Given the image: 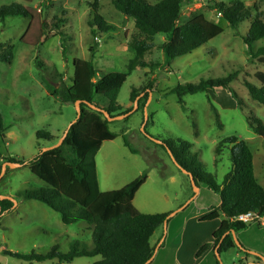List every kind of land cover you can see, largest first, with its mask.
Wrapping results in <instances>:
<instances>
[{
  "label": "rangeland",
  "instance_id": "rangeland-1",
  "mask_svg": "<svg viewBox=\"0 0 264 264\" xmlns=\"http://www.w3.org/2000/svg\"><path fill=\"white\" fill-rule=\"evenodd\" d=\"M145 1L155 4L160 0ZM215 1L228 5L236 0ZM239 1L251 10L252 18L260 13L264 22V0ZM11 3L36 10L45 27L42 36L35 40L24 37L29 19L14 17L0 21V54L10 48L12 55L10 61H0V116L6 127L1 134L4 141L0 143V166L10 162L9 158L20 164L57 143L75 119V105L61 103L48 95L42 78L53 87H70L72 61L89 60L90 46L96 47L92 58L96 79L111 72L126 73L128 61L133 58L129 43L136 35L132 20L117 12L111 0H0V7ZM93 5L97 7V14L106 24L114 27V31L103 33L90 25L94 15ZM197 14L219 25L222 33L169 63L158 50L164 37L156 35L154 48L143 57L144 61L156 66L135 68L117 96L122 110L131 109V113L123 119L108 122L107 128L115 134L114 139L99 143L87 153L95 161L99 192L118 190L145 173L146 180L132 201L140 213L174 212L194 194L190 181L178 170L170 154L153 140L191 144L189 152L197 155L201 163L200 171L210 174L219 185L231 169V146L222 144L219 155H215L214 149L221 140L234 136L250 149L255 177L264 188V140L249 129L245 118L249 112L264 123V106L251 100L244 87V82L258 87L254 75L264 73L263 58L250 60L242 42L250 20L231 29L216 11L207 8V0H185L177 26ZM56 21H61L59 30L69 35L64 58L61 56L58 30L53 28ZM261 45V42L256 43L254 49ZM36 62L43 67H38ZM232 74L235 78L230 86L247 111L238 110L234 100L223 89L185 95L184 109L177 103L176 96L170 93L179 84H197L200 80ZM148 84L151 92L147 95ZM131 90L138 93L136 98L140 102L136 103V109L129 99ZM146 95L147 98H144ZM92 103L98 108L108 105L101 96H96ZM211 106L218 115V124ZM144 112L146 121L143 125ZM85 114L90 116L93 112L85 109ZM38 130L49 132L53 140L36 139L35 132ZM123 137L134 152L124 146ZM53 164L57 167L60 162L54 159ZM46 170L49 167L41 164L5 167L0 176V195L13 198L15 205L9 212L0 213V250L43 254L58 244L60 252H67L72 240L91 246V234L87 232L91 229L90 225L84 222L65 225L56 212L43 204L16 198V193L20 191L45 187L42 176ZM200 187L194 199L170 219L166 229L158 228L154 233L151 240L153 246L156 245L154 255L159 251L152 264H264L250 255L245 257L240 253L239 258L237 250L221 253L219 260L211 253L194 260L195 247L209 238L208 232L215 225L199 222L198 217L219 202L217 195L203 185ZM81 225H86L84 231H79ZM158 234L159 240L155 241ZM163 238L164 243L159 248ZM243 238L247 246L258 244L264 252V228L251 225ZM236 240L241 245L238 237ZM99 260L100 257L96 256L79 257L70 263L57 260L23 262L0 254V264H92Z\"/></svg>",
  "mask_w": 264,
  "mask_h": 264
},
{
  "label": "trees",
  "instance_id": "trees-1",
  "mask_svg": "<svg viewBox=\"0 0 264 264\" xmlns=\"http://www.w3.org/2000/svg\"><path fill=\"white\" fill-rule=\"evenodd\" d=\"M185 0H160L155 4H149L145 0H111L113 8L124 17L131 19L136 35L131 37L129 49L133 58L128 61L126 73L111 72L95 78L96 70L92 63L95 48L89 47V60L73 59L72 61V84L70 87H53L42 78L48 95L55 97L61 103L74 104L79 101L80 117L67 128V133L61 144L48 151L40 150L31 159L21 161L20 164L33 167L41 164L49 167L42 176L45 187L23 190L16 193V198L25 201H36L50 210L56 212L65 225L84 222L91 226V246H85L84 242L73 240L69 243L66 253H61L57 245H53L46 253L20 254L1 249L0 254L23 262H45L57 260L58 262L70 263L79 257H96L100 260L92 264H145L154 252L155 246H151L150 240L154 232L168 223L169 213L144 214L138 212L132 204L136 192L144 184L145 173L123 186L118 190L99 192L96 179L95 161L88 151L101 142L113 140L115 134L107 128L108 121L100 112L92 110L87 103L93 104L96 96L105 98L108 105L104 109L110 117L123 115L131 109L122 110L117 103L118 93L126 81V78L135 68H152L153 65L144 61L146 53L154 48L153 39L156 35L164 37L163 43L158 50L164 55L169 63L177 57L186 55L208 43L222 33V28L212 21L197 14L185 23L177 26ZM93 19L90 23L97 31L108 33L114 31V27L106 24L102 17L97 14V7L93 5ZM207 8L220 14L221 18L231 29H236L242 22L250 20L247 33L242 37L250 60L263 58L264 65V22L260 19V13L252 18L251 10L244 6L242 1L236 0L226 5L215 0H207ZM22 17L30 20L24 33L25 38L38 40L44 33L45 24L41 21L36 10H29L17 3L0 7V21L6 18ZM53 28L59 37L61 56L66 54V41L69 35L59 30L58 24ZM262 45L254 49L255 44ZM10 48L8 52L0 54L1 62L11 60ZM37 66L42 68L40 63ZM235 75L223 78L200 80L197 84L184 83L173 87L170 93L177 98V103L184 109L183 97L208 90L223 89L234 100L240 111L246 110L242 100L231 88L230 83ZM254 79L258 87L244 82V87L249 98L264 106V73L257 72ZM147 95L151 92L147 85ZM137 92L131 90L130 101L134 102ZM147 95L144 98H147ZM140 101L138 100L137 103ZM85 109H90L93 115H86ZM218 124V115L211 106ZM247 111V110H246ZM102 118V119H101ZM249 129L264 140V123L252 113L245 116ZM6 130L0 116V143L4 141L2 133ZM38 140L51 142L52 135L44 130L35 132ZM123 144L130 152H134L123 137ZM230 145L231 169L227 172L218 185L210 174L200 171L201 163L195 153L189 152L192 146L187 142L162 141L158 146L178 166V170L199 188L203 185L219 198L217 210L210 208V212L199 219V222H211L220 217L218 228L212 233V243H203L195 251L193 258L198 260L210 248L218 255L230 250H237L249 256L250 253L239 243L237 247L233 241L231 232L234 234L246 230L250 224L233 222L239 214L255 212L264 217V188L254 176L253 155L244 141L231 136L221 140L215 147V155H219L220 146ZM60 162L54 166L53 160ZM10 162L17 163L9 158ZM1 171V166H0ZM193 195V193H192ZM12 203L8 200H0V213L9 212ZM157 244V243H156ZM163 242L160 244L162 245ZM256 260L258 257L253 256ZM261 261V260H260ZM219 264V263H217Z\"/></svg>",
  "mask_w": 264,
  "mask_h": 264
},
{
  "label": "water",
  "instance_id": "water-1",
  "mask_svg": "<svg viewBox=\"0 0 264 264\" xmlns=\"http://www.w3.org/2000/svg\"><path fill=\"white\" fill-rule=\"evenodd\" d=\"M137 100H138V98H136L134 100L135 109H136ZM79 104H80L79 101H77V102L74 103L76 116H75L74 121L70 125H72L73 123H75L79 119V117H80ZM87 105H88V107L90 109L95 110L97 112H100L103 115V117L108 122L114 121V120L123 119V118L127 117L131 113V111H130V112H128L126 114H123V115H118V116L110 117V115L104 109L98 108V107H96L95 105H93L91 103H87ZM145 121H146V115H145V112H144L143 125H144ZM70 125L68 126V128L70 127ZM142 131H143V129H142ZM66 133H67V130L65 131V133L63 134V136L59 139V141L57 143H55V144H53V145H51V146H49L47 148H44L42 151H48V150H51L53 148L58 147L61 144L62 140L64 139ZM153 141L154 142H157V144H161L162 143V142H158L157 140H153ZM6 166L7 167H20L21 164H19V163H10V162L3 163L2 166H1L0 176L4 172ZM183 173L186 174V172H184V171H183ZM189 179H190V183H191V185H192V187L194 189V194L178 210H176L174 212H170L167 218H172L176 213L182 211L190 203V201H192L194 199V197L197 195L199 188L194 185V183L192 181V177L190 175H189ZM0 200H8V201H10L12 203V206L15 205V200L13 198L7 196V195H0ZM166 225H167L166 223L163 224V226H162L163 230L166 229ZM231 235H232V238H233V241H234L235 245L237 247H239V244H238V241L236 240L235 234L233 232H231ZM216 249H217V247H215V249H214V255H215L216 259L219 260V255H218ZM249 253L252 254L253 256L258 257L264 263V256L263 255H260V254L254 253V252H250V251H249ZM151 260H152V257L148 261H146L145 264H149Z\"/></svg>",
  "mask_w": 264,
  "mask_h": 264
},
{
  "label": "crops",
  "instance_id": "crops-1",
  "mask_svg": "<svg viewBox=\"0 0 264 264\" xmlns=\"http://www.w3.org/2000/svg\"><path fill=\"white\" fill-rule=\"evenodd\" d=\"M206 19V18H205ZM254 176H255V174H254ZM256 178V177H255ZM257 180V179H256ZM259 183V182H258ZM201 190V187L199 186V189H198V193H199V191ZM197 193V194H198ZM219 202H217L214 206H210L211 208H213L214 210H217L218 209V207H219V204H218ZM133 204V203H132ZM134 207V206H133ZM210 212V208H209V211H206L205 212V214H203V215H201L200 217H198V221H199V219L201 218V217H203V216H205L206 214H208ZM164 213H169V212H164ZM176 215V214H175ZM174 215V216H175ZM173 216V217H174ZM223 217H220V218H218V219H216V220H214V221H211V222H208V223H214L215 225L209 230V232H208V235H209V238L206 240V241H204V242H199V244H197V246L195 247V250H196V248H198L199 246H201L203 243H206V242H208V243H212L213 242V239L211 238V235H212V233L218 228V226H219V223H220V220L222 219ZM171 219V218H170ZM169 222H170V220H169ZM168 222V223H169ZM251 225H253V224H251ZM251 225L246 229V230H244V231H241V232H238V233H236L235 234V237H238L239 239H240V241H241V245H242V247L244 248V249H251L253 252H256V253H262L261 255H263V253L264 252H261V250L258 248L259 246H258V244H254L253 246H247L248 245V243L246 242V240L243 238L244 237V235H245V233L247 232V231H249L250 230V228H251ZM84 226H86V225H81V227H80V229H79V231H81V230H83V228H84ZM254 226H256V225H254ZM257 228H264V227H260V226H256ZM161 229L163 230V228L161 227ZM84 231V230H83ZM87 232H89L90 233V230H87ZM155 232H157V230L155 231ZM154 232V233H155ZM154 235V234H153ZM153 235H152V237H151V240H152V238H153ZM91 236V235H90ZM159 237H160V235L158 234V236L156 237V239H155V241H158L159 240ZM151 240H150V244H151V246H153V244L154 243H152L151 242ZM73 241V240H72ZM71 242V241H70ZM82 242V241H81ZM164 243V238L161 240V243ZM160 243V244H161ZM159 244V248L163 245H160ZM55 245H57L58 246V250H59V245L58 244H55ZM60 251V250H59ZM159 250H157V252H158ZM154 252H155V250H154ZM154 252H153V256H152V260L150 261V263L149 264H152V262H153V259H155V256H156V254H157V252H156V254L154 255ZM238 252V251H237ZM61 253H66V252H61ZM208 253H211V254H214V251L212 250V248H210L208 251H206L204 254H203V256L202 257H204L206 254H208ZM238 254H239V258H241V255H240V252H238ZM242 254V253H241ZM250 256H253L252 254H250ZM246 257V256H245Z\"/></svg>",
  "mask_w": 264,
  "mask_h": 264
},
{
  "label": "built area",
  "instance_id": "built-area-1",
  "mask_svg": "<svg viewBox=\"0 0 264 264\" xmlns=\"http://www.w3.org/2000/svg\"><path fill=\"white\" fill-rule=\"evenodd\" d=\"M232 221L264 227V217L259 216L257 213L251 211L237 215Z\"/></svg>",
  "mask_w": 264,
  "mask_h": 264
}]
</instances>
